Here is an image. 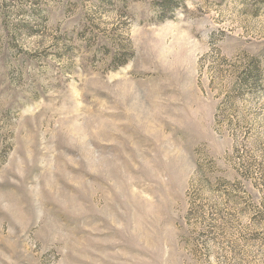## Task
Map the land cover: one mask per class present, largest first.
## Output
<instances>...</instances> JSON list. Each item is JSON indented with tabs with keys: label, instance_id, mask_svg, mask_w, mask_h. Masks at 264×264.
I'll use <instances>...</instances> for the list:
<instances>
[{
	"label": "rangeland",
	"instance_id": "obj_1",
	"mask_svg": "<svg viewBox=\"0 0 264 264\" xmlns=\"http://www.w3.org/2000/svg\"><path fill=\"white\" fill-rule=\"evenodd\" d=\"M0 264H264V0H0Z\"/></svg>",
	"mask_w": 264,
	"mask_h": 264
},
{
	"label": "trees",
	"instance_id": "obj_2",
	"mask_svg": "<svg viewBox=\"0 0 264 264\" xmlns=\"http://www.w3.org/2000/svg\"><path fill=\"white\" fill-rule=\"evenodd\" d=\"M256 67L257 66H255V68H253V70L249 74H257L258 70L256 69ZM255 69H256V71H255ZM257 78L259 79V76H256V77L255 76H250L248 79L246 78V79L242 80V83H243V85L251 83V84H254V85L257 86V84H258V82H257L258 79Z\"/></svg>",
	"mask_w": 264,
	"mask_h": 264
}]
</instances>
